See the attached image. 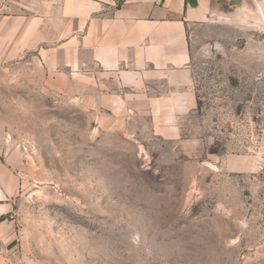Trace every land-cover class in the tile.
Wrapping results in <instances>:
<instances>
[{"label":"rangeland","instance_id":"1","mask_svg":"<svg viewBox=\"0 0 264 264\" xmlns=\"http://www.w3.org/2000/svg\"><path fill=\"white\" fill-rule=\"evenodd\" d=\"M188 40L183 113L0 65V264H264V20L224 3Z\"/></svg>","mask_w":264,"mask_h":264},{"label":"crops","instance_id":"2","mask_svg":"<svg viewBox=\"0 0 264 264\" xmlns=\"http://www.w3.org/2000/svg\"><path fill=\"white\" fill-rule=\"evenodd\" d=\"M228 2L248 0H0V65L31 55L49 72L94 73L194 111L189 30Z\"/></svg>","mask_w":264,"mask_h":264},{"label":"trees","instance_id":"3","mask_svg":"<svg viewBox=\"0 0 264 264\" xmlns=\"http://www.w3.org/2000/svg\"><path fill=\"white\" fill-rule=\"evenodd\" d=\"M4 219V217H0V221H2Z\"/></svg>","mask_w":264,"mask_h":264}]
</instances>
